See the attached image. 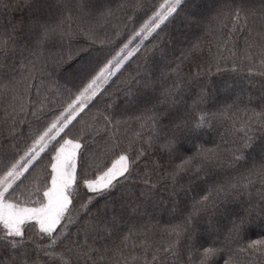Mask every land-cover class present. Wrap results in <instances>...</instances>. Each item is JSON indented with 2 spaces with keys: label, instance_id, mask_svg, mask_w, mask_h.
Masks as SVG:
<instances>
[{
  "label": "snow or ice",
  "instance_id": "6c2138e0",
  "mask_svg": "<svg viewBox=\"0 0 264 264\" xmlns=\"http://www.w3.org/2000/svg\"><path fill=\"white\" fill-rule=\"evenodd\" d=\"M244 2L245 0H216L217 6L212 9L209 32H215L221 26L227 27L230 23L232 27L227 33L229 38H235L237 41L243 38L246 49L249 50L245 59L252 60L258 57L260 68L264 69V30L255 34L249 32ZM183 5L184 0H163L158 5L150 6H145L143 0H135L133 10L137 12V16L128 19L134 20L139 30L133 29L132 39L125 36L127 42L121 40L114 44L113 40L107 37L99 39L100 33L105 31L101 21L108 20L114 15L111 9L103 11L96 8L92 0H49L48 6H54L55 13L48 16L38 15L35 18L29 40L31 47L25 46L18 54L13 53L17 55V59L11 66L7 63L8 57H5V62L0 65L2 86L0 96L5 98L11 96L12 112L5 120V124L10 121L9 135L13 140L23 135V127L19 132L16 129L18 125H22L26 116L35 117L38 127L32 132L31 123L27 125L31 132V143L23 150L20 149V144L16 143L7 153H0L3 157L0 160V230H2L0 245L9 246L13 251L25 249L31 246L25 245V233L32 229L37 233L38 241L43 242L36 243L33 252L38 255L42 251L48 256L51 254L49 249L63 245L65 240H71L69 226L77 224V219L73 217V209L80 189L89 194L86 202L81 204V209L87 212L88 205L94 199L113 194L131 176V165H134L135 161L130 162L127 149L122 147L123 134L117 135L118 130L122 126L127 127L129 121L134 120L139 126L135 132L137 140L149 146L162 141L160 147L170 155H176L177 159H181L178 153L183 135L198 132L206 123L215 121L225 128L221 135L225 148L221 150L219 145L213 148L202 146L195 156L181 159L169 176L175 185L179 183L177 177L181 174L192 173L191 178L196 179L200 174L207 176L213 168L223 169L226 165L228 169L239 173L238 179L226 187H213L200 199H195L187 216H174L177 222L171 224L163 234V239L167 241L163 250L175 255L182 240L189 243L191 245L189 264H218L214 258H223L224 248L231 249L232 245H237V248L232 249V255L224 260V264H239L237 257L240 253L264 256V238L241 245V240L251 227V215L248 212L231 214L228 235L221 247L215 246L216 242L205 246L207 241L196 247L199 243L194 237L196 222L217 210L218 204L222 202L220 200L222 195L227 197L230 191L248 190L257 182L253 177L258 178L264 187V156H261L258 165L255 160L250 164L249 156L253 147L251 133L257 128L264 129V93L255 101L251 98L247 102L239 98L233 99L216 112L199 115L195 122L191 113L181 117L178 109L176 112L167 110V106H174L179 101L184 91L183 80L179 76V64L171 68V64L164 63L167 42L159 41L158 38L167 25L179 16ZM198 23L199 19L195 18L189 21L190 26ZM145 33L147 37L152 38L150 42L153 60L149 64L145 59L143 66L145 75L135 81L141 84V90L134 93L130 101L136 105V110L140 114L128 119H117V113L107 104L105 97L111 84L115 83L113 77L118 78V74L122 75L131 58L141 51L144 46V39L141 38H147ZM238 33L242 36L235 35ZM114 35L118 36L119 33L116 32ZM81 36L86 39L81 41L78 39ZM133 40L140 41L135 48L130 47ZM12 42L14 41L9 35L8 43ZM50 42H58L60 47L67 45L69 48L73 43L79 45L75 57L63 70L69 73L64 77L65 85L55 84L56 91L62 89L65 93L63 104L55 110L51 107L54 103L52 96L55 93L49 90L50 95L40 99V89L31 83L35 81L37 75L43 79L48 60L41 55V49L47 48ZM6 48L7 44L0 40V49ZM201 49L199 41L191 43L182 53L180 62L183 63L189 56H195L197 52L203 54ZM157 52L160 53L158 60L155 58ZM220 58L219 53L210 55L209 64L217 62ZM161 65L164 68H171V72L161 73L159 79H172V74L176 75L172 86L164 90L162 98H157V102L166 108L157 107L151 99H144V96L151 95L147 89L154 88V85L149 81L157 80L156 73ZM217 68L219 70L218 63ZM137 71L139 73L140 69ZM259 74L264 75V70ZM196 75L199 76L200 73L197 72ZM33 91L35 96L32 95ZM25 96L28 97L27 101ZM242 103L243 108L240 107ZM253 104L255 107L250 108L249 106ZM101 105H104L103 110ZM192 106L193 110L214 107L207 92L203 90L193 100ZM93 109H96L98 115L87 133H84L78 125L84 119V115ZM100 142L110 145V161L106 160L102 164L84 168L82 165L88 159L93 146ZM45 158L46 170L50 167V171H47L50 179L43 183L42 194L40 189H37L34 193L35 199L29 197L21 200L17 193L21 192V186L35 167L44 164ZM241 167L246 171L241 172ZM260 211L264 213V204ZM110 223L111 231L104 220L90 226L86 232L84 245H81L78 233L77 239L71 240V244L68 245V253L75 252L86 261L95 257L98 250H89L87 239L102 244L111 242L106 254L114 264H121V261L127 264L126 252L128 255L143 253L147 247L143 239L139 244L130 246L128 242L132 236L131 231L124 233L122 229L118 230L115 218ZM44 244L48 247L45 248ZM100 255L103 256L104 253ZM31 259L32 257L25 252L24 261ZM61 259L63 260V254ZM32 264L37 262L32 260Z\"/></svg>",
  "mask_w": 264,
  "mask_h": 264
},
{
  "label": "trees",
  "instance_id": "16d2710c",
  "mask_svg": "<svg viewBox=\"0 0 264 264\" xmlns=\"http://www.w3.org/2000/svg\"><path fill=\"white\" fill-rule=\"evenodd\" d=\"M92 2L96 8L103 11L111 9L114 13L108 20L101 21L105 31L100 33L99 39L107 37L112 39L115 44L125 40V36L132 39L133 29L139 30L134 20L128 19V17L137 16V12L133 10L135 0H92ZM143 2L145 6H150L158 5L163 0H143ZM48 4L49 0H0V40L7 44L6 49H0V65L5 62V57H8V65H13L17 59V55L13 53L18 54L20 49L25 46L31 47L29 40L35 18L38 15L48 16L55 13V7H49ZM216 6V0H184L179 16L175 18L174 22L167 25L158 38L159 41L167 42V47L164 49L167 53L164 63L171 64V68H175L179 64V76L183 80L184 91L180 95L179 101L174 106H167V110L176 112L178 109V114L181 117L191 113L193 122L199 119V115L216 112L231 103L233 99L239 98L241 101L247 102L251 98L255 101L264 93V75L259 74L264 69L260 68V60L258 57H254L252 60L245 59L249 50L246 49L243 38L237 41L227 35L232 25L229 23L227 27L221 26L215 32H209L212 9ZM244 8L248 14L249 32L255 34L264 30V0H245ZM241 15L243 16L244 13ZM194 18L199 19V23L190 26L189 21ZM116 32L119 33L118 36L114 35ZM9 35L14 42L8 43ZM235 35L242 36L239 33ZM145 37H147L146 33ZM78 39L83 41L86 38L81 36ZM141 39H144L141 51L131 58L122 75L118 74V78L113 77L115 83L111 84L109 93L105 97L107 104L111 105L112 110L117 113V119H128V117L140 114L136 110V105L130 101L133 94L141 90V84L135 81L145 75L143 71L145 59L149 64L153 60L152 43L150 42L152 38L142 37ZM197 41L202 45L203 54L197 52L195 56H189L181 63L182 53L191 43ZM139 42V40H133L130 47L135 48ZM52 44L55 46L53 47ZM78 48L79 45L75 43L69 48L67 45L60 47L58 42H50L47 48L41 49V55L47 57L48 60L46 71L43 73V79L37 75L35 81H31V83L40 89V99L49 96V90L55 93L52 96L54 103L51 107L53 110L61 107L65 97L62 89L55 90V84L65 85L64 77L69 73L63 70L75 57ZM217 53L221 58L217 62L209 64V56ZM155 58L157 60L160 58L159 52L156 53ZM209 67L210 71H208ZM138 68L140 69L139 73ZM171 68H164L161 65L156 73L157 80L149 81L154 85V88L147 89L151 95L144 96V99H151V102L160 108H166V106L159 104L157 98H162L164 90L172 86L176 75L173 73L172 79L166 80L159 79V77L161 73H170ZM197 72L200 73L199 76L196 75ZM68 86L70 87V85ZM202 90L207 92L209 101L214 107L193 110L192 102ZM32 95L35 96V91ZM27 100L28 97L25 96V101ZM10 105L11 96L6 98L0 96V153H7L16 143H19L20 149L23 150L27 144L31 143V132L27 125L31 123L32 132H35L38 127L35 117L26 116L22 125H18L16 129L19 132L23 127V135L13 140L9 135L10 121L5 124L8 114L12 112ZM103 107L104 105H101V110ZM240 107L243 108L244 104L242 103ZM249 107L254 108L255 104ZM97 115L96 109L86 113L78 128L87 133ZM138 127V124L132 120L129 121L127 127L122 126L117 132V135L123 134L121 137L122 147L127 149L130 162L135 161L134 165H131L129 180L119 186L113 194L94 199L88 205L87 212L81 209V204L86 202L89 194H86L82 188L80 189L73 209V217L77 219V224L69 226L71 240H76L79 233L80 243L84 245L86 232L90 226L104 220L108 230L111 231L110 222L115 218L118 230L122 229L124 233L131 231L132 236L128 242L130 246L139 244L141 239L147 245L143 253L128 255L126 252L127 264H189L191 251L189 243L182 240L175 255L163 250V246L167 244V241L163 239L165 230L177 222L174 216L188 215L195 199H200L213 187H226L230 183L234 184L239 173L228 169L225 165L223 169L213 168L207 176L200 174L196 179L191 178L192 173L181 174L177 177L179 183L175 185L169 174L181 162V159L195 156L197 150L202 146L213 148L219 145L223 150L225 142L221 139V135L225 132V128L221 127L218 122L212 121L206 123L198 132L185 133L178 153L181 159H177L176 155H170L160 147L162 141L149 146V144L137 140L135 132ZM251 135L253 136V147L249 153L250 164L252 160H255L258 165L261 156H264V129H254ZM2 158L0 156V160ZM110 159V145L100 142L93 146L88 159L82 166L88 168L89 165L95 166L102 164L103 161H110ZM45 165H47V158H45L44 164L36 166L24 181L21 192L17 193L21 200L29 197L35 199L34 193L37 189H40L42 194L43 183L46 179H50L47 176L50 167L46 170ZM240 171L244 172L246 169L241 167ZM253 179L257 182L248 190L230 191L227 197L222 195L220 197L222 202L218 204L217 210L212 211L210 216L197 220L194 237L199 243L196 247L205 241H207L205 246L216 242L215 246L221 247L228 235L230 217L233 212H248L251 215V227L241 240V245L247 244L251 240L264 238V213L260 211L264 204V187L261 186L258 178L253 177ZM0 234H2V230H0ZM115 239L114 237L113 240ZM71 240H65L63 245L49 249L51 254L48 256H45L42 251L37 255L33 252V248L36 243L43 242L38 241L37 233L34 230L28 229L24 242L25 245L31 244V246L13 251L9 246L0 245V264H32V260H35L37 264H65L66 261L68 264H114L106 254L108 248L111 247V242L102 244L87 239V248L98 250V254L86 261L83 256L75 252L68 253L67 247L71 244ZM44 247L47 248V244H44ZM235 248L237 245H232L231 249L225 247L223 258L215 257L214 259L218 261V264H224V260L229 259L232 249ZM25 252L32 257L26 262L24 261ZM100 253H104V255L101 256ZM61 254H63V260ZM237 259L239 264H264V256H259V254L252 256L251 253H240ZM121 264L124 262L121 261Z\"/></svg>",
  "mask_w": 264,
  "mask_h": 264
}]
</instances>
